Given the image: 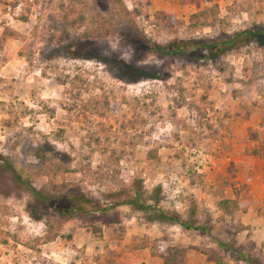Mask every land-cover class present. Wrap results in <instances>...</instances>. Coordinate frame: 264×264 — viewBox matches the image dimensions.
<instances>
[{
  "label": "rangeland",
  "instance_id": "rangeland-1",
  "mask_svg": "<svg viewBox=\"0 0 264 264\" xmlns=\"http://www.w3.org/2000/svg\"><path fill=\"white\" fill-rule=\"evenodd\" d=\"M253 25L264 0H0V264H264V48L208 61L144 44ZM26 183L103 207L141 186L208 233L127 205L31 215Z\"/></svg>",
  "mask_w": 264,
  "mask_h": 264
},
{
  "label": "trees",
  "instance_id": "trees-1",
  "mask_svg": "<svg viewBox=\"0 0 264 264\" xmlns=\"http://www.w3.org/2000/svg\"><path fill=\"white\" fill-rule=\"evenodd\" d=\"M207 18L208 16L204 12L191 16L193 22ZM202 25L207 26L209 24L204 23ZM248 43H255L259 47L264 48V25H253L223 38L179 40L176 42V45H161L151 43L147 40L144 42L149 51L160 57H182L188 54H193L197 59H206L208 61H214ZM143 75L144 77H154L153 75L146 73H143ZM147 158L150 159L152 156L148 155ZM140 187L141 186L135 188L132 196L128 195V193L113 192L110 196V206L103 207L96 199L78 189H66L61 193L46 195L30 183L25 184V189L32 199L29 203L31 215H34L37 213V210H40V212L54 214L60 218H74L82 217L91 213H100L115 209L122 205H127L135 211L145 213V220L150 224L169 223L178 225L188 231L198 230L200 232L208 233L203 226H196L194 210H188L186 215L161 210L156 206L157 201L155 198H148V201H152L154 204H148L143 200V195L139 192L141 189ZM230 205H234V202L221 200L218 203V206L222 209L225 207L228 209ZM148 243L149 242H142L141 245L142 247H148ZM150 245L152 246V244ZM163 259L164 264H168L166 254H163ZM247 261L249 263L251 262V264H256L249 259Z\"/></svg>",
  "mask_w": 264,
  "mask_h": 264
},
{
  "label": "crops",
  "instance_id": "crops-1",
  "mask_svg": "<svg viewBox=\"0 0 264 264\" xmlns=\"http://www.w3.org/2000/svg\"><path fill=\"white\" fill-rule=\"evenodd\" d=\"M261 186H262V188H264L263 185H261Z\"/></svg>",
  "mask_w": 264,
  "mask_h": 264
}]
</instances>
